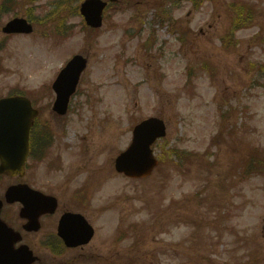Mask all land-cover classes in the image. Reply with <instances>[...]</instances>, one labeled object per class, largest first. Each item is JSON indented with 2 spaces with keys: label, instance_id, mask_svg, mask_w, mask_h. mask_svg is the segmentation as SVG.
<instances>
[{
  "label": "rangeland",
  "instance_id": "obj_1",
  "mask_svg": "<svg viewBox=\"0 0 264 264\" xmlns=\"http://www.w3.org/2000/svg\"><path fill=\"white\" fill-rule=\"evenodd\" d=\"M58 1L69 7L79 2L42 0L39 6H45L39 14L32 13L39 21L33 35L9 39L2 53L0 95L28 89L37 99L44 97L40 104L46 106L53 97L50 100L43 86L51 82L62 58L74 52L87 57L81 91L68 118L57 119L50 106L43 112L53 133L70 136L54 150V155H62L64 173L45 175L46 166L41 163L28 179L45 190L49 183L51 192L56 190L68 204L69 192L91 175L94 198L86 215L97 232L85 248L55 260L37 245V235L26 236L23 242L40 257L36 264H111L127 256L137 260L132 264H264L262 174L243 182L235 180L249 155L264 154V71L250 67L252 62L264 64V0L205 1L195 10L188 0L168 6L180 21L175 29L182 30L189 41L181 47L176 33L168 34L165 26L153 22V14L169 4L165 0H125L137 13H145L144 21H131L133 9H110L92 41L82 30L80 15L66 20L65 38H57L49 28L41 37L40 22L52 18L48 13L52 7L56 11ZM238 2L256 9V21L249 29L231 34L234 13L230 5ZM150 28L156 32L157 48L145 54L142 41ZM229 36L236 42L225 48L221 39ZM162 41L163 50H159ZM130 56L138 65L133 60L124 63ZM204 61L216 66V73L201 69ZM221 113L227 116L221 119ZM148 116L163 119L167 126L166 141L155 145V154L172 146L197 152L199 157L211 150L215 165L208 168L197 157L182 172L167 162L140 180L117 177L109 166L111 159L129 144L133 122ZM63 127L65 134L60 131ZM72 142L80 148L70 149ZM9 184L4 179L0 194ZM199 202L201 208L195 206ZM100 205L104 211L97 212ZM7 211L14 221L17 206ZM119 225L132 230L140 245H130L132 239L117 242ZM52 226L53 222H45L41 233L51 232Z\"/></svg>",
  "mask_w": 264,
  "mask_h": 264
},
{
  "label": "water",
  "instance_id": "obj_2",
  "mask_svg": "<svg viewBox=\"0 0 264 264\" xmlns=\"http://www.w3.org/2000/svg\"><path fill=\"white\" fill-rule=\"evenodd\" d=\"M94 25V21L91 20ZM83 64L80 60H74L67 69H65L59 77L55 86L65 85L71 89L64 91V102L68 99L69 94L72 91L73 86L77 80L79 71ZM12 100H4L0 102V115L1 108H11L14 102ZM17 119H22L21 113L16 114ZM22 127V132L10 133L9 143L6 149L0 150V157L3 165L0 167V172L10 173L12 175L21 173V163L18 161L24 158L26 149L22 146V137L24 135V125L20 122L17 124ZM164 134V128L161 122L150 119L143 122L134 130L133 145L116 161V167L124 172L127 176L142 177L147 175L155 162L150 157L149 145L158 136ZM11 169H16L12 171ZM6 199L8 202L22 201L26 214V218L29 219L28 230H37L36 225L38 217L48 210L49 206L53 208L55 205L50 198H45L41 194L31 193L26 188H22L21 185L10 187L6 193ZM1 207V202H0ZM47 210H46V209ZM24 211V210H23ZM31 212V213H30ZM90 235L85 239L89 240ZM19 240L15 232L8 228L3 222L0 221V264H31L35 258L32 256V252L27 247L21 246L18 249L13 248V244Z\"/></svg>",
  "mask_w": 264,
  "mask_h": 264
},
{
  "label": "flooded vegetation",
  "instance_id": "obj_3",
  "mask_svg": "<svg viewBox=\"0 0 264 264\" xmlns=\"http://www.w3.org/2000/svg\"><path fill=\"white\" fill-rule=\"evenodd\" d=\"M200 32H201V30H200ZM67 200H68V204H66V201H63V200L60 202V204L72 205L73 200H74V199H73V196L70 195V196L67 198ZM79 207L83 209V208H84V205L81 204V205H79ZM65 210H67V209H65ZM65 210H64V211H65ZM53 216H57V213H55ZM58 219H59V217H58ZM55 220H57V219H55ZM57 221H58V220H57Z\"/></svg>",
  "mask_w": 264,
  "mask_h": 264
}]
</instances>
